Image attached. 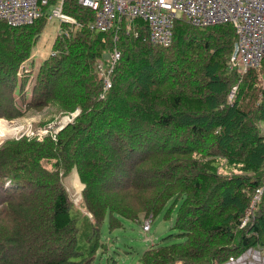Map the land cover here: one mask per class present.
Instances as JSON below:
<instances>
[{
	"label": "trees",
	"instance_id": "obj_1",
	"mask_svg": "<svg viewBox=\"0 0 264 264\" xmlns=\"http://www.w3.org/2000/svg\"><path fill=\"white\" fill-rule=\"evenodd\" d=\"M49 4L31 24L0 19V117L50 104L80 111L55 136L0 145V264H94L109 246L103 225L115 231L142 212L171 226L138 264H215L264 246V198L240 226L264 181L263 66L230 68L234 26L176 19L162 46L140 17L95 30L93 9L64 0L75 21L61 20L30 86ZM115 48L114 82L100 97L97 60ZM74 168L78 204L64 182Z\"/></svg>",
	"mask_w": 264,
	"mask_h": 264
},
{
	"label": "built area",
	"instance_id": "obj_2",
	"mask_svg": "<svg viewBox=\"0 0 264 264\" xmlns=\"http://www.w3.org/2000/svg\"><path fill=\"white\" fill-rule=\"evenodd\" d=\"M52 0H0V19L11 26L33 23L44 14L43 7ZM63 1L55 0L49 9V17L74 22L63 13ZM83 6L95 11L90 27L106 31L122 17H140L149 26L148 39L157 45L169 46L173 41L176 19L199 27L218 23H231L235 28L236 41L229 59V66L240 73L258 68L264 60V0H78ZM49 4V5H50ZM121 52L114 49L110 61H98L97 68L105 70V87L111 86L109 73L119 60ZM235 89V88H234ZM232 93H230V98ZM63 125V124H62ZM61 125V126H62ZM264 195V182L254 194L241 226L252 222ZM242 218V219H243ZM149 227V224L147 225ZM264 250V248H261ZM249 252H252L251 250ZM248 252V253H249ZM256 250L251 256L259 261ZM232 258L225 264H252L249 254Z\"/></svg>",
	"mask_w": 264,
	"mask_h": 264
},
{
	"label": "rangeland",
	"instance_id": "obj_3",
	"mask_svg": "<svg viewBox=\"0 0 264 264\" xmlns=\"http://www.w3.org/2000/svg\"><path fill=\"white\" fill-rule=\"evenodd\" d=\"M52 5V4H50ZM60 18H48L47 23L41 32L39 39L37 40L34 49H33V58L31 59V65L28 66L27 70L32 68L33 74L30 78V86L33 84L35 80V74L37 67L42 62V60L49 54L51 50V45L54 41L56 34L59 32L60 29ZM73 23V22H72ZM220 24V23H218ZM214 25V24H212ZM110 61V55L106 50L103 51L100 59L97 61ZM27 64L29 63L26 62ZM262 79L264 81V60L262 62ZM114 67L112 68L109 76L111 78V86L113 84V75H114ZM105 70L102 69L100 71L96 67V71L98 74V78L101 79L102 84V92L100 97H104L105 93L111 87H105ZM31 71V72H32ZM28 72V73H29ZM234 95V89L230 92ZM80 108H77L75 111H65L61 107L56 105L50 104L41 109H31L24 115L20 117H16L13 119H9L7 117H0V120H4L11 126H19L20 130L16 134L6 135L5 137H1V142H4L10 138H19L23 136L33 137L36 136L39 139H43V137L47 134L55 136L65 125L72 122L75 116L79 113ZM63 124V125H62ZM62 125V126H61ZM261 132L264 134V121L261 122ZM5 138V139H4ZM78 178V181L76 180ZM65 185L67 190L72 197V200L78 204L81 195H82V188L83 183L80 179L78 171L74 168L65 178H64ZM264 198V197H263ZM245 218V217H244ZM244 218L242 219L241 223L243 222ZM250 222L249 224H251ZM149 224V227L147 225ZM240 226L245 227L248 226ZM171 222L163 219L161 216H153L152 213L146 214L142 212L140 214V218L138 221L133 220H124V227L115 231H110L107 228V224H104L102 229L104 231V236L107 238L109 242L108 250L107 251H99L94 264H138L139 257L143 253V251L154 241L161 236L167 235L170 232ZM159 240V239H158ZM264 246H252L248 247L246 250L242 251L238 256H242L249 252V256L247 257L248 261L252 264H264V250L261 249ZM257 251L256 254L260 255V260L256 261L251 256L253 255L254 251ZM234 257V258H236ZM263 259V260H262ZM227 261L222 263H215V264H225ZM176 264H185L183 261H177Z\"/></svg>",
	"mask_w": 264,
	"mask_h": 264
},
{
	"label": "bare ground",
	"instance_id": "obj_4",
	"mask_svg": "<svg viewBox=\"0 0 264 264\" xmlns=\"http://www.w3.org/2000/svg\"><path fill=\"white\" fill-rule=\"evenodd\" d=\"M19 130H20L19 126H11L4 120H0V142L3 140V139L1 140V137L3 138L6 135L8 136L10 134H16L19 132ZM76 180L78 181V178H76Z\"/></svg>",
	"mask_w": 264,
	"mask_h": 264
}]
</instances>
